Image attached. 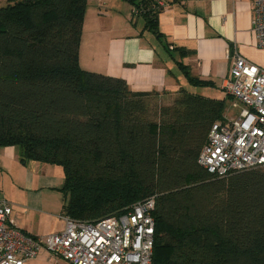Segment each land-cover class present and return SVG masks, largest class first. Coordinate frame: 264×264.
Here are the masks:
<instances>
[{"label":"trees","instance_id":"16d2710c","mask_svg":"<svg viewBox=\"0 0 264 264\" xmlns=\"http://www.w3.org/2000/svg\"><path fill=\"white\" fill-rule=\"evenodd\" d=\"M86 3L0 6V147L60 166L62 213L74 220L118 215L153 197L152 264H264V166L217 176L197 161L231 97L179 89L157 105L164 91H132L82 68ZM157 15L144 13V27L162 38ZM185 77L211 84L188 70Z\"/></svg>","mask_w":264,"mask_h":264},{"label":"crops","instance_id":"0c3cea01","mask_svg":"<svg viewBox=\"0 0 264 264\" xmlns=\"http://www.w3.org/2000/svg\"><path fill=\"white\" fill-rule=\"evenodd\" d=\"M253 1L166 0L156 18L163 37L157 38L144 27L142 16L132 15L124 0H87L79 64L89 71L119 77L136 92L157 90L170 96L179 89L189 90L193 84L185 70L211 81L199 87L224 92L235 52L264 67V48L258 46L252 30ZM174 46L188 51L181 54L172 49ZM231 103L230 98L225 117L233 108ZM63 181L60 166L37 160L23 162L18 147H0V200L10 202V220L27 234L45 237L64 229ZM29 261L57 264L45 247Z\"/></svg>","mask_w":264,"mask_h":264},{"label":"built area","instance_id":"2783aa9c","mask_svg":"<svg viewBox=\"0 0 264 264\" xmlns=\"http://www.w3.org/2000/svg\"><path fill=\"white\" fill-rule=\"evenodd\" d=\"M133 16L157 12L166 0H127ZM252 30L264 48V0L253 1ZM223 90L238 108L234 118L214 122L201 147L198 163L208 172L225 176L264 166V67L235 52ZM153 197L135 202L121 214L95 221L64 216V229L33 237L10 220L11 204L0 200V264H23L45 247L70 264H152L155 220Z\"/></svg>","mask_w":264,"mask_h":264},{"label":"rangeland","instance_id":"374dc122","mask_svg":"<svg viewBox=\"0 0 264 264\" xmlns=\"http://www.w3.org/2000/svg\"><path fill=\"white\" fill-rule=\"evenodd\" d=\"M8 0H0V6H4L7 3ZM125 3H127L129 9L131 8V6L129 5L130 3L127 0H124ZM142 20V18H140ZM140 20V21H141ZM189 90L191 92H195V93H200L203 95H221L224 96V92L221 89H208V88H202L199 86H190ZM174 95H170V96H166V95H160V96H156L155 99L152 100V102L154 104L157 105H166V104H170L173 100ZM229 112H227V117H232V116H236L238 113L237 108H229ZM51 257H53L55 259V261H57V264H68L65 260L61 259V258H56L54 256L51 255ZM31 261L26 262L25 264H30ZM45 264H50V262H46Z\"/></svg>","mask_w":264,"mask_h":264}]
</instances>
